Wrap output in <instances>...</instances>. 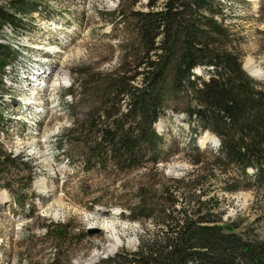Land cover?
Masks as SVG:
<instances>
[{
    "label": "rangeland",
    "instance_id": "1",
    "mask_svg": "<svg viewBox=\"0 0 264 264\" xmlns=\"http://www.w3.org/2000/svg\"><path fill=\"white\" fill-rule=\"evenodd\" d=\"M9 1L0 4L7 6ZM220 1L230 34L227 47L264 89V0ZM33 2L38 11L24 16L22 27L7 24L0 32V41L19 51L2 79L0 150L22 156V162H0V179L9 180L11 189H0V264H107L116 253L134 252L144 231L150 235L159 230L154 219H134L130 214L127 206L137 198L152 199L162 207L178 197L174 206L195 215L197 199L211 197L216 204L211 218L220 219L219 224H238V229L264 240V185L258 184L252 168L243 177L230 166L227 173L215 167L217 147L210 131L189 120L181 111L183 104H177L176 112L164 109L154 124L162 136L154 148L156 163L147 148L139 153L141 163L130 167L103 149L90 151L93 134L86 136L83 120L108 82L101 83L99 74L116 69L130 54L129 47L137 44L129 13L147 10V0ZM49 46L54 49H45ZM33 59L50 71L48 78L46 72H39V77L26 74ZM249 61L253 72L247 68ZM199 73L207 78L210 71L201 68ZM27 75L35 78H27L28 86ZM121 108L125 110L123 101ZM38 179L46 189L34 186ZM171 184L180 186L178 196L165 193ZM236 185L238 190H226ZM12 192L24 194V207ZM106 220L115 223L122 241L112 254L103 251L108 244L105 230L87 234L91 223ZM55 224H68L64 240L47 232L46 226Z\"/></svg>",
    "mask_w": 264,
    "mask_h": 264
},
{
    "label": "trees",
    "instance_id": "2",
    "mask_svg": "<svg viewBox=\"0 0 264 264\" xmlns=\"http://www.w3.org/2000/svg\"><path fill=\"white\" fill-rule=\"evenodd\" d=\"M33 1L0 4V32L7 24L22 27V18L38 11ZM145 7L147 10L129 13L137 44L129 47L130 54L116 69L99 74L101 83L108 82L101 100L83 120L86 136L93 134L90 151L103 149L114 161L130 167L141 163L139 153L147 148L150 160L156 163L154 148L162 136L155 132L154 123L164 109L176 112L177 104H183L181 111L188 119L220 141L213 152V165L226 173L229 166L238 169L243 177L252 168L258 184L264 185V89L243 69L239 55L227 47L230 34L223 23V3L147 0ZM16 55L9 42L0 41V93L5 66ZM199 67L208 68L207 78L194 73ZM21 158L0 150L2 165ZM30 180L28 176L26 184ZM1 188L11 190L5 177L0 179ZM169 190L178 196L176 191L181 188L168 186L165 193L170 196ZM23 195L12 192L22 207ZM151 200L137 198L127 208L134 219H154L159 230L150 235L144 231L136 251L116 253L107 264H264V240L248 229H238V224H219L220 219L211 218L216 207L213 198H198L195 215L174 206L178 197L162 207ZM46 227L47 232L59 235V241L66 238L68 224Z\"/></svg>",
    "mask_w": 264,
    "mask_h": 264
},
{
    "label": "bare ground",
    "instance_id": "3",
    "mask_svg": "<svg viewBox=\"0 0 264 264\" xmlns=\"http://www.w3.org/2000/svg\"><path fill=\"white\" fill-rule=\"evenodd\" d=\"M48 48V50H53L54 49V47H52V46H49V47H45V49H47ZM247 68H248V70L250 71V72H253V66H252V64H251V61H249L248 62V64H247ZM195 71H197L198 73H199V71H200V69L199 68H196L195 69ZM256 72V71H255ZM200 74V73H199ZM63 76V75H62ZM61 76V77H62ZM64 77H66L65 76V74H64ZM61 79V78H60ZM62 81V80H61ZM64 82H65V80H64ZM39 84V83H38ZM159 125V127H160V124H158ZM207 132V131H206ZM210 135H211V137L210 138H212L213 139V142L215 143V145H217V139H216V137H215V135H213V134H211L210 132H208ZM207 135V134H206ZM209 136V135H208ZM199 142H200V147L201 146H204V140L203 139H200L199 140ZM34 186L39 190V191H41V190H43L44 188L46 189V187L44 186V182L43 181H41L40 179H38V180H36L35 182H34ZM116 211V210H115ZM89 227H96V228H99V229H103V230H105L106 232H107V235H106V237H107V239H108V244H107V246L103 249V251L105 252V253H107V254H112V252L113 251H115L116 250V248L118 247V246H120V245H122V241H121V239L116 235V232H115V223L113 222V221H109V220H106V221H103V222H93V223H91L90 224V226ZM128 243V242H127Z\"/></svg>",
    "mask_w": 264,
    "mask_h": 264
},
{
    "label": "water",
    "instance_id": "4",
    "mask_svg": "<svg viewBox=\"0 0 264 264\" xmlns=\"http://www.w3.org/2000/svg\"><path fill=\"white\" fill-rule=\"evenodd\" d=\"M100 231L99 228H96V227H88L87 228V234L91 235L93 233H98Z\"/></svg>",
    "mask_w": 264,
    "mask_h": 264
}]
</instances>
